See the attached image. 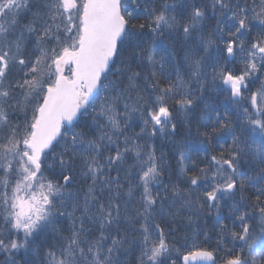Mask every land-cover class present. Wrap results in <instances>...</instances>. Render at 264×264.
<instances>
[{"label":"snow or ice","instance_id":"1","mask_svg":"<svg viewBox=\"0 0 264 264\" xmlns=\"http://www.w3.org/2000/svg\"><path fill=\"white\" fill-rule=\"evenodd\" d=\"M0 264H264V0H0Z\"/></svg>","mask_w":264,"mask_h":264},{"label":"trees","instance_id":"2","mask_svg":"<svg viewBox=\"0 0 264 264\" xmlns=\"http://www.w3.org/2000/svg\"><path fill=\"white\" fill-rule=\"evenodd\" d=\"M210 224H211V222H210Z\"/></svg>","mask_w":264,"mask_h":264}]
</instances>
